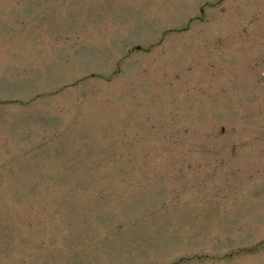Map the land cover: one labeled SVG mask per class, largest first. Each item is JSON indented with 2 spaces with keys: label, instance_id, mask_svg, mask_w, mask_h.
<instances>
[{
  "label": "rangeland",
  "instance_id": "1",
  "mask_svg": "<svg viewBox=\"0 0 264 264\" xmlns=\"http://www.w3.org/2000/svg\"><path fill=\"white\" fill-rule=\"evenodd\" d=\"M260 58L264 0H0V264H264Z\"/></svg>",
  "mask_w": 264,
  "mask_h": 264
}]
</instances>
